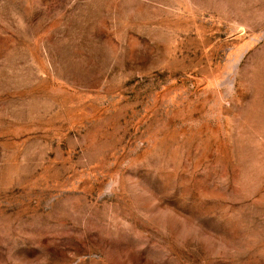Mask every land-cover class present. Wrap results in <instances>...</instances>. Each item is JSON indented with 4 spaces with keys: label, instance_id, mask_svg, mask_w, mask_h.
<instances>
[{
    "label": "rangeland",
    "instance_id": "1",
    "mask_svg": "<svg viewBox=\"0 0 264 264\" xmlns=\"http://www.w3.org/2000/svg\"><path fill=\"white\" fill-rule=\"evenodd\" d=\"M0 264H264V0H0Z\"/></svg>",
    "mask_w": 264,
    "mask_h": 264
}]
</instances>
